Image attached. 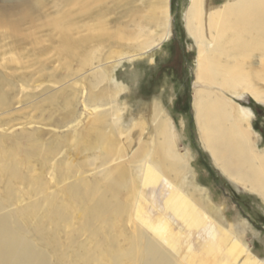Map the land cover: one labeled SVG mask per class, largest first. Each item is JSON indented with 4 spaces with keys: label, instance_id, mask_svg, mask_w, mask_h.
I'll return each instance as SVG.
<instances>
[{
    "label": "bare ground",
    "instance_id": "1",
    "mask_svg": "<svg viewBox=\"0 0 264 264\" xmlns=\"http://www.w3.org/2000/svg\"><path fill=\"white\" fill-rule=\"evenodd\" d=\"M184 22L186 34L197 50L193 109L202 143L213 163L233 186L236 183L232 179L239 180L264 199V151L256 150L250 140L253 115L248 108L234 105L224 96L228 93L239 101L243 100L245 92L264 104V88L259 87L264 83V0H233L221 5H208V0H189ZM1 26L8 30L14 45L29 40L28 43L38 46L35 32L43 29L47 41L52 43L56 39L53 49L60 63L58 66L69 73V78L95 65V61L98 64L89 73L92 74L87 79L89 90L82 104L86 113L93 116L92 134L85 131L66 139L58 138L51 145L43 144L37 150L24 152L23 157L12 152L7 161L4 160L6 154L0 152V195L4 198L9 199L14 192L16 196L30 198L63 180L75 179L66 187L62 185L55 195H45L44 211L32 200L35 204L32 202L29 208L0 218V264H71V255L76 264H149L148 256L146 258L149 249L141 242L143 236L129 231L127 213L114 204L120 197V188L127 182L125 172L109 168L103 172L105 176L96 181L82 179L70 166L84 153L92 154L90 156L103 166L123 152L116 137L102 132L101 123L106 113L99 109L106 103L104 96L91 92L97 85L113 81L111 69L100 64L101 53L87 51L101 45L108 50L114 46L145 55L158 48L171 34L170 0H4L0 6ZM24 26L27 29L23 30ZM257 54L260 62L257 68H252L248 61ZM43 67L42 78L61 83L53 73L46 72V66ZM31 79L24 81L25 87L37 82L30 85ZM204 85L210 89L203 88ZM66 88L53 93L45 89L43 94L47 96L37 105L68 106L72 98ZM26 98L32 101V97ZM9 106V95L3 92L0 81V108L5 110ZM150 106L154 149L149 158L153 164L147 165L145 160L149 155L147 140L133 157V161L142 163V179L150 174H147L150 168L156 172L165 169V154L179 160L174 147L177 137L170 120L164 117L157 102ZM137 120L143 122L138 131H146L145 123L150 120L143 115L132 118L127 125ZM27 165L34 168L32 177H22L19 173ZM58 196L66 200V209L56 208ZM38 211L43 213L38 214ZM44 221L54 223L55 231L60 223H77L78 231L89 234V242L93 245L75 248L71 244L72 236L60 238L52 232L47 233L42 225ZM93 224L97 225L95 229ZM109 232L110 237L107 236ZM37 244L43 245V251L37 249ZM67 245L72 249L69 257L63 250Z\"/></svg>",
    "mask_w": 264,
    "mask_h": 264
},
{
    "label": "rangeland",
    "instance_id": "2",
    "mask_svg": "<svg viewBox=\"0 0 264 264\" xmlns=\"http://www.w3.org/2000/svg\"><path fill=\"white\" fill-rule=\"evenodd\" d=\"M225 1L233 0H208V5H221ZM3 2L0 0V6ZM137 4L141 6V2ZM188 5L189 0H170V37L145 55L114 46L108 50L101 45L87 51L101 53L100 64L111 69L113 81L103 82L92 88L91 92L104 96L106 103L99 109L106 113L101 123L102 132L111 138L116 137L124 153L112 157L113 162L110 160L103 166L90 156L92 154L84 153L77 156L70 169L79 172L82 179L96 181L101 180L109 168L125 172L127 182L120 188V197L114 204L127 213L129 231L133 234L137 231L143 236L141 242L149 249L146 255L149 264H264V199L251 192L249 186H243L239 180L232 179L236 183L233 186L222 175L202 143L194 117L197 50L194 41L186 34L184 15ZM3 27H0V81L10 102L7 109L0 108V152L6 154L4 160L11 158L12 152L23 157L24 152L37 150L43 144L51 145L56 139H66L77 132L89 131L92 134L94 119L86 113L82 104L89 90L87 79L92 75L89 73L98 63L95 61V65L69 78V73L58 66L60 63L53 49L56 39L52 43L47 41L46 32L41 29L35 32L36 40L40 43H37L38 46L31 45L29 40L14 45L8 30ZM22 29L27 28L24 26ZM151 37H155L152 31ZM259 62L258 54L248 61L252 68H257ZM43 66L61 83L42 78L41 72L45 70ZM84 74L85 77L82 76ZM29 79L30 85L37 82L34 86L25 87L24 81ZM65 87L66 93L71 94L72 98L68 106L55 108L37 105L47 96L43 94L45 89L53 93ZM209 87L203 86L205 89ZM259 87L264 88V83H260ZM224 96L232 100L234 105L251 111L250 140L256 150L264 151V104L256 102L245 92L242 93L243 100L239 101L228 93ZM26 97H32V101ZM155 102L161 106L164 117L170 120L175 131L177 139L174 147L179 160L165 154V169L156 172L150 168L147 174L153 176L146 174L147 178L142 179V163L140 160L133 161V157L138 155V150L147 140L149 155H146L145 160L147 165L153 164L149 158L154 149V123L150 120V105ZM141 115L150 120L145 123L146 131H138L140 123H143L139 120L131 126L127 125L132 118ZM72 150L69 149L70 152ZM26 167L19 170L20 175L32 177L33 166ZM71 179L49 186L44 190L45 193L42 191L30 198L16 196V192L9 199L0 195V218L18 209H27L36 202L44 211L45 195H55L63 186L75 182L74 178ZM56 199L58 210L68 207L62 196ZM32 200H36L35 203ZM42 225L47 233L52 232L57 237L72 236L71 244L75 248H90L93 245L89 242V234L78 231L77 223H60L57 231L51 221H44ZM96 226L93 224V229ZM155 229L160 231L155 233ZM109 233L107 236H112ZM35 246L43 251V245ZM63 250L69 257L72 251L70 245L64 246ZM71 257V264H76Z\"/></svg>",
    "mask_w": 264,
    "mask_h": 264
}]
</instances>
